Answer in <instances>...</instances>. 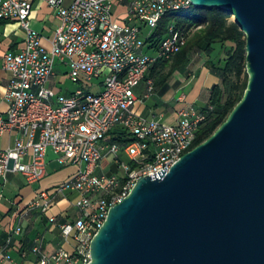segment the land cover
Here are the masks:
<instances>
[{"label": "built area", "instance_id": "1", "mask_svg": "<svg viewBox=\"0 0 264 264\" xmlns=\"http://www.w3.org/2000/svg\"><path fill=\"white\" fill-rule=\"evenodd\" d=\"M36 0H0V20L17 21L24 44L4 54L9 78L0 109V136L16 132L14 142L0 148V175L23 176L28 184L47 174L48 152L59 167L72 165L71 177L52 189H41L29 209L46 214L52 204H69L63 220L48 216L61 231L63 244L53 251L43 236L34 239L35 264H88L90 243L109 208L121 201L144 175L167 171L190 150L212 109L185 103L166 122L134 109L135 89L145 82L140 101L154 92L147 77L159 60L170 59L186 44L190 30L170 20L158 42L149 41L169 13L189 9L188 0H43L55 10L59 24L52 37L31 25ZM126 6L115 16L116 3ZM145 28H149L144 32ZM47 40L49 45L44 43ZM152 50L153 52H150ZM66 68L74 88L69 94L51 87L56 65ZM101 88L95 90V86ZM121 136L120 139L115 138ZM20 226L14 230L19 233ZM11 238H9L8 243ZM12 262L1 253L2 261Z\"/></svg>", "mask_w": 264, "mask_h": 264}, {"label": "water", "instance_id": "2", "mask_svg": "<svg viewBox=\"0 0 264 264\" xmlns=\"http://www.w3.org/2000/svg\"><path fill=\"white\" fill-rule=\"evenodd\" d=\"M188 1L235 15L247 86L210 136L109 208L88 264H264V0Z\"/></svg>", "mask_w": 264, "mask_h": 264}, {"label": "crops", "instance_id": "3", "mask_svg": "<svg viewBox=\"0 0 264 264\" xmlns=\"http://www.w3.org/2000/svg\"><path fill=\"white\" fill-rule=\"evenodd\" d=\"M114 9L116 17L125 18L126 6L124 3H116ZM30 19L32 27L45 37H52L59 24L55 10L43 0L34 1ZM24 39L25 30L17 21L7 20L0 24V109L3 112L6 110L7 104L3 101L2 96L9 78L8 71L1 65L3 56L8 51H15L22 47ZM44 43L49 45L47 40H44ZM203 56L204 54L197 53L192 57L191 63L187 67L175 70L167 80L168 86L164 92L161 93L159 88L154 86V93L147 100H139L145 89L144 83H140L135 89L138 100L134 104V109L140 114L172 122L175 120L176 109L185 103L194 104L198 108L206 106L210 88L217 84L220 78L205 65ZM60 66L56 70V75L49 81V85L69 94L74 86L60 81L62 76L66 75V68ZM136 104L139 106L136 107ZM17 135L16 132L1 135L0 148L11 145ZM54 157L55 155L49 151L48 171L41 181L46 180L52 174H59L64 167L69 169L61 175L60 181L50 182L45 187H40L39 182L26 183L23 176L18 173L9 172L5 178L0 175V258L2 252L8 253L12 258L11 263L3 260L1 264H35L36 257L30 248L38 236H43L45 247L49 251H53L63 244L60 229L48 221V216L55 215L59 220L66 218L64 215L66 211L70 210L69 206L66 208L57 207L65 200L59 199L58 202L52 204L57 209L51 214L48 212L42 214L39 210L28 208V203L35 197L38 190L52 189L66 180L75 170L72 165L59 167ZM17 226L21 227L19 233L14 232ZM9 238L11 240L8 243Z\"/></svg>", "mask_w": 264, "mask_h": 264}, {"label": "trees", "instance_id": "4", "mask_svg": "<svg viewBox=\"0 0 264 264\" xmlns=\"http://www.w3.org/2000/svg\"><path fill=\"white\" fill-rule=\"evenodd\" d=\"M177 12L167 14L149 37V41L155 43L164 38L166 26L172 19L176 26L190 30L186 44L172 58L157 61L147 74L161 93L167 89L171 74L187 67L195 54L210 56L217 46L223 49L216 59L209 57L205 61V65L220 80L210 88L208 103L203 108L207 109L211 105L212 109L197 133L195 146L210 136L227 118L245 91L248 81L246 38L237 21L231 17L232 14L225 9L192 5L189 9ZM6 21L0 20V24Z\"/></svg>", "mask_w": 264, "mask_h": 264}, {"label": "rangeland", "instance_id": "5", "mask_svg": "<svg viewBox=\"0 0 264 264\" xmlns=\"http://www.w3.org/2000/svg\"><path fill=\"white\" fill-rule=\"evenodd\" d=\"M177 13H180V12H177ZM182 14L184 13V11L183 12H181ZM232 18L234 17V15H232L231 16ZM31 20V19H30ZM149 30V28H145L144 29V32H147ZM219 49H220V51L222 52L223 51V49L222 48H219L218 46H217V48H215V50L213 51V53L210 55V56H207L206 54H204V59H205V61L207 60V58H209V57H211L212 59H216L220 54H222L220 51H219ZM150 52H153L152 50H150ZM173 57V56H172ZM171 57V58H172ZM59 67H61L59 64H57L56 65V70H57V68H59ZM63 67V66H62ZM60 81H62V82H65L66 84H68V85H70V86H72V84H71V82L69 81V79H68V77H67V75H63L62 76V78L60 79ZM141 83H144V85H145V82H141ZM101 87L99 86V85H96L95 86V90H99ZM158 88V87H157ZM154 93V92H153ZM136 96H138L137 94H136ZM142 97V96H141ZM150 98V97H149ZM149 98H147V99H149ZM146 99V100H147ZM136 107H138L139 106V104H136L135 105ZM135 108V107H134ZM74 168L73 169H75L76 170V167L75 166H73ZM67 169H69V168H67ZM67 169H66V167H64V169L62 170V171H60V173L59 174H56V175H51L50 177H48L46 180H43V181H41V182H39V184L41 185L40 187H45L47 184H49L50 182H55V181H60V178H61V175L62 174H64L66 171H67ZM70 169H71V167H70ZM74 170V171H75ZM74 171L66 178V179H68L69 177H71L72 176V174L74 173ZM39 184H37V185H39ZM60 184V183H59ZM59 184H57V185H59ZM56 185V186H57ZM55 187V186H54ZM54 187H52V188H54ZM63 200H65V199H63ZM69 206V204H68V201L67 200H65V202H63V203H61V204H59V205H57V207H62V208H66V207H68ZM52 208H50L49 210H48V214H51L52 212H55L56 211V209H57V207L55 206V205H53V206H51Z\"/></svg>", "mask_w": 264, "mask_h": 264}, {"label": "bare ground", "instance_id": "6", "mask_svg": "<svg viewBox=\"0 0 264 264\" xmlns=\"http://www.w3.org/2000/svg\"><path fill=\"white\" fill-rule=\"evenodd\" d=\"M234 15V14H233ZM235 16V15H234Z\"/></svg>", "mask_w": 264, "mask_h": 264}]
</instances>
